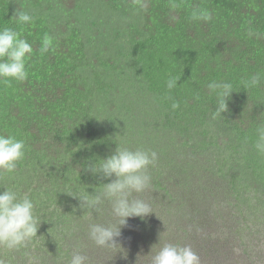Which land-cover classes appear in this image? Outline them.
Instances as JSON below:
<instances>
[{
    "label": "trees",
    "instance_id": "16d2710c",
    "mask_svg": "<svg viewBox=\"0 0 264 264\" xmlns=\"http://www.w3.org/2000/svg\"><path fill=\"white\" fill-rule=\"evenodd\" d=\"M1 2L0 28L15 29L34 49L26 60L27 80L0 82V134H12L26 142V156L16 173L0 176V192L6 190L4 186L14 187L20 193H29L36 203L41 224L33 252L34 264H58L59 256L66 262L77 247L89 257L90 264H150L149 254L160 237L161 245L191 246L201 264H264V156L252 147L255 128L244 127L235 117L240 116L250 90L261 94L264 100L263 85L248 91L240 85L251 74L264 71V0H141L125 4V14L131 9L141 10L139 24L133 25L136 45L130 43L132 53L139 55L135 60L142 61L147 79L144 78V84L159 96L166 118L159 128L166 132L162 137L168 144L162 153L160 176L167 175L171 181L158 178L156 182L162 181L158 185L154 180L148 196L160 194V199L148 201L155 213L143 220L132 218L131 227L118 238L121 248L104 252L88 236L82 238L78 231L71 235L74 225L81 229L89 221L80 217L83 210L79 201L64 193L70 188L88 186L87 191L93 192V186H99L103 179L86 172L83 165L106 158L118 145V134L112 131L115 120L106 112L112 125L105 126L96 113L97 99L101 101L100 109H105L107 103L122 106L112 102L114 98L108 94L113 89L107 76L110 57L103 56V48L96 39L104 35H96L83 23H77L65 35L51 32L49 23H44L38 12L28 9V2L32 3L29 0L22 4L33 15L34 22L20 25L13 18L10 1ZM173 2L180 5L174 11L170 7ZM141 3L147 7H139ZM32 4L42 11L45 5L47 11L54 9L52 0H36ZM194 6L208 9L213 19L191 21ZM72 10L67 11L69 17L75 14ZM76 12L83 14L79 5ZM120 21L126 23L124 18ZM92 26L99 29L98 23ZM249 30L263 40L242 54L251 60L250 64L236 66L230 52L239 58L236 47L245 41L254 42ZM45 34L51 37L52 45L41 54ZM91 45L97 46L92 54ZM98 64L108 81L96 73ZM140 68L136 67L137 73ZM169 73L181 77L177 88L171 91L165 84ZM214 79L231 82L235 90L228 100V112L216 120L211 118L215 97L207 89ZM162 93L171 99H163L159 95ZM173 101L180 104L176 110L171 108ZM134 106L130 99L127 111L132 112ZM127 123L132 124L129 119ZM109 126L112 127L108 131ZM142 126H137L141 132ZM193 126L200 130L201 137L189 131ZM245 137L249 138L248 143ZM207 154L213 159L206 160ZM168 163L173 169L168 168ZM176 165L182 167L176 170ZM227 170L230 180L223 181ZM217 177L222 178L219 187L215 183ZM177 188L181 192L176 193ZM220 193L226 198L215 201ZM225 200L230 205V218L222 214L225 209L221 201L226 203ZM163 215L166 219L162 224L169 223L164 230L156 224V216ZM212 228L218 235L210 232ZM221 233L227 241H220ZM210 234L215 235L217 242ZM161 245L153 248V254ZM0 259L6 264H26L20 253H6L3 249Z\"/></svg>",
    "mask_w": 264,
    "mask_h": 264
},
{
    "label": "clouds",
    "instance_id": "9594fccd",
    "mask_svg": "<svg viewBox=\"0 0 264 264\" xmlns=\"http://www.w3.org/2000/svg\"><path fill=\"white\" fill-rule=\"evenodd\" d=\"M32 2L35 3L36 0ZM119 2L125 5L122 0L110 1V4L119 8ZM139 7L146 8L147 5L141 3ZM170 7L174 11L180 5L173 2ZM54 8L56 9V7ZM35 11L38 12L44 23H48L45 18L49 19L52 16L37 7H35ZM59 11L58 9V12L54 14L57 18ZM61 11L64 12L63 9ZM72 12L76 15L78 13L74 10ZM13 13H15L13 18L20 25L34 22L33 15L28 11L19 8L14 9ZM78 17L86 18L80 12ZM172 19L175 20L176 17L173 16ZM189 19L197 22H210L213 17L208 9L194 6ZM253 34L249 30V36ZM51 45V37L45 34L42 37L40 53H47ZM33 51L32 45L26 39L21 38L20 33L15 29L0 28V82L10 84L11 81L24 82L27 80L29 72L26 68V60L30 59ZM180 79L181 77L169 73L165 81L166 88L169 91L177 88ZM262 83H264V71H258L242 80L240 85L248 91L258 88ZM207 89L209 94L215 97V109H212L211 118L216 120L223 117V113L228 112V100L235 91L234 86L231 82L214 79L207 84ZM167 98L171 99V97ZM196 99H199L198 95ZM179 107L178 101L172 102L173 110ZM248 142L249 138L245 137V143ZM252 147L258 155L264 156V123L256 126ZM25 156L26 142L24 139H18L12 134H0V176L14 175L18 164L24 160ZM157 164V151L142 146L132 148L118 143L113 154L106 158L88 161L83 165L86 172L109 182L93 186V192L87 191L88 186L84 189L77 187L73 190L70 188L64 193L79 201V208L83 210V215L80 217L90 221L87 226L88 239L97 248L109 251L121 248L118 238L122 235L121 227L128 224L129 218L139 217L143 220L155 213L152 204L142 194L152 188L151 169L155 168ZM78 172L80 180V171L78 170ZM4 187L6 190L0 192V249L6 253H20L25 258L26 264H34L33 252L41 224L36 213V203L29 193H20L14 187ZM106 213L111 219L102 223L91 222L93 217H103ZM71 231H78V227L74 225ZM157 245H161V237ZM153 248L149 254L150 264H201L200 256L189 245L163 243L154 254ZM0 264H6V261L0 259ZM58 264H90V261L89 257L77 247L66 262L62 256H59Z\"/></svg>",
    "mask_w": 264,
    "mask_h": 264
},
{
    "label": "rangeland",
    "instance_id": "374dc122",
    "mask_svg": "<svg viewBox=\"0 0 264 264\" xmlns=\"http://www.w3.org/2000/svg\"><path fill=\"white\" fill-rule=\"evenodd\" d=\"M11 3H9L10 6L14 9H22L24 10V0H10ZM33 1V0H29ZM110 1L114 0H52L53 2V10L47 11L45 6L43 10H46V14L52 15L49 19L45 18V20H48V23L51 27V32H57L60 31L62 34H66L71 30V27H77V23H83L84 25L90 26L91 30L96 34H103L104 37H97L100 42L99 46L103 48V56L104 57H110V70L109 74L107 75L111 80L109 83L113 87V89H110L108 91V94L111 93V96H113L114 100L112 102L120 103L122 106L119 105H111L109 103L106 104L107 111L104 109V107H99V104L101 101L98 99L96 100V113L99 116L100 121L102 124L107 126L108 124H111L109 117L107 115L110 114L111 118L115 120L117 123L113 126L112 131H114L115 135L118 134L117 142L120 144H124L126 146L136 148V147H144L148 149H152L157 151L158 153V164L155 168L151 169L152 175H153V182L155 180L160 178L163 182H170L171 179L168 178L167 175L160 176L161 167L164 162L162 159V153H164L167 149H164V147H167L168 144L165 141V138L162 137V134H166L164 130H160L159 128L163 125V121L166 119L164 116V113L162 112L160 108V104L158 102L159 96L153 92H151L146 84H144V68L142 61L140 59L135 60L136 57L139 55L132 53V42L136 45L134 40V27L133 25H138V17L140 16L141 10H130L128 13L125 14V12H122V9L126 7L123 5L122 8H120L122 5H118L119 8H116L112 3L110 4ZM124 4H132V3H140L141 0H122ZM19 2L21 3L19 5ZM74 2H76L74 4ZM0 3L1 0H0ZM33 3V2H32ZM28 2L31 6H28V9L30 11L33 10V13H36L34 5ZM17 5V6H15ZM77 5H79V10L83 12V15L86 17L85 19H81L77 17L76 14L71 15L70 17L67 14V11L70 9H74V11H77ZM43 6V5H42ZM127 8V7H126ZM58 9L60 10L58 13V18L60 20V23L58 18L54 15L58 12ZM61 9L64 10V12L61 11ZM77 13V12H76ZM121 18L125 19L126 23H123L120 21ZM7 23H12V21H9ZM43 23V22H41ZM92 23H98L99 29L96 30L95 27L92 26ZM53 34V33H52ZM55 35V34H54ZM252 38L254 42L245 41L244 44L240 45L239 47H236V54L239 56V58L235 57L236 55L231 54L234 63L236 66H246L247 64H250V59L247 56L242 57V54H244L246 51H251L255 45L254 43L258 44L260 41L262 42L263 38L262 36H255L252 35ZM226 42V39L224 40ZM228 44V43H227ZM229 46V45H228ZM234 46V45H232ZM229 46V47H232ZM97 46L91 45V49L89 50V53L92 54ZM128 52V53H127ZM99 67V70L96 69V73L100 77H105V71L102 68L100 64L97 65ZM136 67H141L140 72H136ZM92 76V73H90ZM146 79V78H145ZM147 80V79H146ZM264 87V83H262L260 86ZM159 91V89H158ZM97 92V91H96ZM113 92V95H112ZM160 97L163 99H167L166 94H159ZM257 96L253 98V96ZM264 96V95H263ZM259 97V98H258ZM261 94H253L251 93V90L249 91L248 98L246 100V103L243 107V110L239 115H236L235 117L239 120V122L244 123V127L248 128H256V126L260 123H264V100L261 98ZM130 99H132L135 102V106L132 107V112H128L126 106L130 103ZM107 102H109L106 99ZM112 106L113 109H112ZM107 112V113H106ZM130 120L132 123L129 125L127 123V120ZM120 123H123L122 125H118ZM112 125V124H111ZM138 125H143L142 132L140 131V128L137 129ZM112 126L107 127L108 131ZM194 135H197L201 137L200 130L193 126V128H190V130ZM159 132V134H157ZM157 135H160L161 137H158ZM174 133H172V136ZM138 141L139 144L137 143ZM132 143V144H128ZM118 146V145H117ZM223 147V146H222ZM116 149V148H115ZM114 149V150H115ZM222 153H226L223 152ZM228 155V153H227ZM206 160H212L213 156H209L207 154ZM180 165L174 166V168L180 169ZM186 166V165H185ZM168 168L173 169V166L168 163ZM189 170H191L189 168ZM231 170V169H230ZM229 170L226 171L227 178H221L217 177L215 179L216 185L219 187L221 186V179L223 181L230 180ZM170 174V173H169ZM176 175V174H175ZM161 181V182H162ZM103 183H107L109 181L102 180ZM161 182H156L158 185L161 184ZM152 189H149L146 191L143 195V197L147 200L149 199H160V194H156L154 196H148V193H152ZM186 191H189L192 193L190 188H187ZM185 191V192H186ZM198 191H202V188H198ZM181 192V188L176 189V193ZM226 196H224L223 193H220L216 196L215 201H220V199H225ZM208 200H206L207 202ZM221 201L224 203V211L222 214H225L226 218H230L229 213V203H227V200ZM168 213L170 211V208H168ZM161 211V210H160ZM162 212V211H161ZM205 212V211H204ZM160 214V213H159ZM157 217V227L162 228L164 230L167 226V224H162V222L165 221L166 216H156ZM155 218V217H154ZM111 219L110 216L105 214L103 217H95L93 219V222L102 223L105 220ZM90 222V221H89ZM88 222V223H89ZM133 223L132 218H129L128 224L126 226L121 227V232L124 233L131 227V224ZM81 229L78 228V232L83 234V237L87 236V226L85 224L81 225ZM205 230V229H204ZM210 232L216 233L215 228L210 229ZM85 231V233H84ZM227 231V230H226ZM209 232V231H208ZM74 233L77 234V231L71 232V235ZM217 234V233H216ZM211 235V234H210ZM218 235V234H217ZM211 237L217 242V239L215 235H211ZM221 242L227 241L226 238L222 236L219 237ZM86 241V240H85ZM97 248V247H96ZM100 249V248H98ZM102 252H104V249H100ZM101 252V253H102ZM96 255V254H94ZM128 263V261H127ZM126 261L124 264H127Z\"/></svg>",
    "mask_w": 264,
    "mask_h": 264
}]
</instances>
